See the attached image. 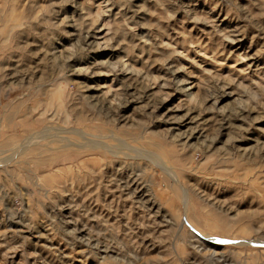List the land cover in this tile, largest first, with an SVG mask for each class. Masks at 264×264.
<instances>
[{
	"label": "rangeland",
	"instance_id": "rangeland-1",
	"mask_svg": "<svg viewBox=\"0 0 264 264\" xmlns=\"http://www.w3.org/2000/svg\"><path fill=\"white\" fill-rule=\"evenodd\" d=\"M0 264H264V0H0Z\"/></svg>",
	"mask_w": 264,
	"mask_h": 264
},
{
	"label": "bare ground",
	"instance_id": "bare-ground-1",
	"mask_svg": "<svg viewBox=\"0 0 264 264\" xmlns=\"http://www.w3.org/2000/svg\"><path fill=\"white\" fill-rule=\"evenodd\" d=\"M176 136H178V135H176ZM188 136H191L190 134H188ZM189 139V138H188Z\"/></svg>",
	"mask_w": 264,
	"mask_h": 264
}]
</instances>
